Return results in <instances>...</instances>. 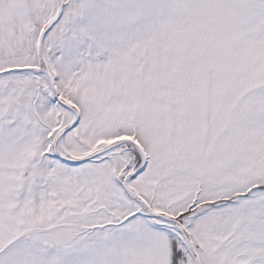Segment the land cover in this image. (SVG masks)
I'll use <instances>...</instances> for the list:
<instances>
[{
    "label": "snow or ice",
    "instance_id": "6c2138e0",
    "mask_svg": "<svg viewBox=\"0 0 264 264\" xmlns=\"http://www.w3.org/2000/svg\"><path fill=\"white\" fill-rule=\"evenodd\" d=\"M0 264H264V0H0Z\"/></svg>",
    "mask_w": 264,
    "mask_h": 264
}]
</instances>
